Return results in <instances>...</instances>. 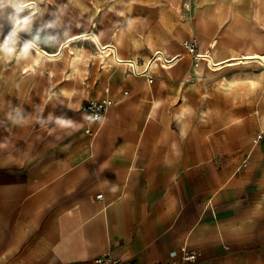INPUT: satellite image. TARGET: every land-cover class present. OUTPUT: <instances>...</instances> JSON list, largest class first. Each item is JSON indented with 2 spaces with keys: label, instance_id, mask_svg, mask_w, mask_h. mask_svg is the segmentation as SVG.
Segmentation results:
<instances>
[{
  "label": "crops",
  "instance_id": "crops-1",
  "mask_svg": "<svg viewBox=\"0 0 264 264\" xmlns=\"http://www.w3.org/2000/svg\"><path fill=\"white\" fill-rule=\"evenodd\" d=\"M56 2L67 5L69 37L95 30L126 58L146 60L157 49L184 55L191 38L202 52L213 45L203 49L201 39H218L221 57L264 50V0H44V21ZM69 37L37 44L52 53ZM71 45L97 50L89 38ZM19 49L0 52V264H95L107 253L121 264H264L262 92L250 91L262 95L250 114L256 127L228 143L222 135L239 134L230 125L240 118L216 125L200 106L208 99L202 83L224 73L195 78L193 57L154 67L150 83L121 66L104 69L98 58L73 72L48 58L39 74L36 51L21 57ZM106 87L116 101L90 135L83 105ZM242 93L230 95L234 110L258 95ZM17 108L22 126L7 117ZM184 252L196 259L182 261Z\"/></svg>",
  "mask_w": 264,
  "mask_h": 264
},
{
  "label": "bare ground",
  "instance_id": "bare-ground-1",
  "mask_svg": "<svg viewBox=\"0 0 264 264\" xmlns=\"http://www.w3.org/2000/svg\"><path fill=\"white\" fill-rule=\"evenodd\" d=\"M37 2H38V7L42 10V6H41L40 1L37 0ZM56 3L58 5H61L59 2H56ZM123 29H124V27H123ZM114 32H116V31H114ZM119 32H121V30ZM121 34H122V32H121ZM121 34H120V36L123 37V35H121ZM21 36L24 39L28 38L25 34H21ZM99 36L100 35H98V33H96L95 30L74 35L72 37H69V39H67L56 52H52V53L48 52L46 49L41 47L39 44H37L38 43L37 42L36 46L32 48L37 53V63L36 64L39 65L40 68H43L44 66L47 65L48 58H50L51 61L54 63L62 62L64 69L71 68V71L73 72V71L79 69L80 63L82 61H85V59H90V60H92V59L94 60L96 58L100 59L101 63L105 67L104 69H110L114 65L120 66V64L128 63V59H130L131 63L134 65L135 69L139 68V64L136 62V57H133V58L132 57L131 58L124 57L120 53L119 48H118L116 43L104 44L102 42V41H104V39L101 41ZM87 38L91 39V41H94V43L96 44V46H97L96 52L91 51L90 49H86L85 47L78 50L73 45H71L72 42H77L81 39H87ZM200 43H201V47L203 49L206 48L207 44L212 43L213 49L211 51H207L205 61H200L197 64L196 63L193 64V73H194L195 78L200 79V78H204L206 75L207 76L208 75H215L219 71L226 69V68L229 69L232 67H234V68L252 67L250 71H246L244 73L234 72L230 76H226V77L219 79L217 81V88L219 91L226 93V94L234 95L235 97H237L239 94H241L244 91H248V92L251 91L252 92V91L258 90L260 92H263V97H264V52H261V51L239 52V53H233L229 56L224 55L223 57H221L219 55V52H218V51H220L219 46H218V44H219L218 40L212 39L209 41L206 38V39H201ZM94 49H95V47H94ZM167 50L165 49L163 51H167ZM21 53H22L21 56H24L27 52L21 51ZM70 53H72V55ZM182 59H184L183 54H181V58L175 64H173L171 66H166L164 64L156 65L155 63L152 64V62H150V57L146 58L145 63H146V65L152 64L154 67H157L159 69L160 68L172 69ZM253 59H256V60H253ZM190 60H191V58H190ZM121 67H123V66H121ZM55 73H56L55 70L52 69V70H50L48 75L53 78L55 76ZM67 78H69V77H67ZM192 84H193V82H192ZM51 88H53V85L52 84L48 85L47 92ZM58 88H61V87H58ZM66 90H68V89H66ZM80 92L86 93L83 90H78V89L76 90V93H80ZM62 93H63V90H62ZM70 109H74L73 104L70 106ZM259 114H260L261 124H264V116L263 117L261 116L260 111H259ZM177 116L179 119H181L183 117V112H177Z\"/></svg>",
  "mask_w": 264,
  "mask_h": 264
},
{
  "label": "clouds",
  "instance_id": "clouds-1",
  "mask_svg": "<svg viewBox=\"0 0 264 264\" xmlns=\"http://www.w3.org/2000/svg\"><path fill=\"white\" fill-rule=\"evenodd\" d=\"M67 5H59L57 10L49 12L52 19L44 21V12L38 7L37 0H0V52L11 57L20 47L21 51L27 52L36 46V43L43 39L44 43L54 44L59 42L61 36L67 38L71 33V24L64 20V12ZM10 28L5 35V27ZM46 29L60 30L57 34L46 33ZM25 34L28 38H22ZM21 109H15L16 115L7 113L8 119L13 125H24L27 119L20 115ZM85 119L89 121H100L102 117L98 114L87 115ZM50 122L61 128L73 127V121L64 116L48 117ZM39 122V121H38Z\"/></svg>",
  "mask_w": 264,
  "mask_h": 264
},
{
  "label": "rangeland",
  "instance_id": "rangeland-1",
  "mask_svg": "<svg viewBox=\"0 0 264 264\" xmlns=\"http://www.w3.org/2000/svg\"><path fill=\"white\" fill-rule=\"evenodd\" d=\"M39 1L41 3L42 11H43L42 3H43L44 0H39ZM219 8L220 7H217V9H219ZM5 30H7V28H5ZM7 32L5 33V35L7 34ZM216 40H218V39H216ZM218 42H219V40H218ZM218 46H220V43L218 44ZM19 50H20L19 51V56H21V49H19ZM249 51H261V52H264V50H258V49H253V50H249ZM239 52H244V51L240 50V49H237V48H232V53L231 54L239 53ZM183 56H184L185 59H188L189 61H191L190 60V58L192 57L191 54L186 52L185 50H184V55ZM36 66H37V68L39 70V74H40L41 73L40 72L41 71L40 70V66L37 65V64H36ZM102 66H103V68H105L103 64H102ZM43 68H45V67H43ZM123 68H125V67H123ZM233 68L234 67L229 68V69H233ZM225 70H227V68L219 71L216 74L220 75V74L224 73V75H221V77H220V78H223V77H226V76H230L231 73H234L236 71V70H227V71H225ZM238 70L241 71L242 69H238ZM226 72H228V73H226ZM220 78L219 77L209 78L205 82L202 83L203 89H201V92L204 93V94H207L208 95V97H207L208 99L204 103L200 102V106H201V108H204V109L206 107H210L211 108L212 117H214V116L217 117V120L215 122H213L216 125L224 123V125L229 126V121L231 119L230 118L231 116H235L236 115V116H238L240 118V120L236 124L230 125V126L239 127V129H238L240 131L239 134L236 135L235 133L231 132L232 130H230L228 128V132L225 135L224 134L222 135V136H226L227 141L229 143L231 141H234L235 137L245 136L247 131H250L252 127L253 128L256 127V125H257V121L255 119L256 114H253L251 116H250V114L261 108L263 92H262V95H261L258 92L251 93L250 91L249 92L245 91V93H242L244 97H245V95H247V93L248 94H250V93L251 94L258 93V95H257L256 98H253L252 100H247V97L244 98L243 100L240 99V101L238 102V108L239 109L234 110V108L232 107L234 103L232 102V98H231L230 94L223 93V92L219 91L218 88H217V81ZM190 83L192 84V82H190ZM198 91H200V90H198ZM233 97H234L235 100L237 99L234 95H233ZM36 104H37V102H36ZM259 111L261 113V116L263 117L264 116V106L262 107V110H259ZM259 111H257V113L259 115V120H260ZM218 117H220L219 119L221 121L218 119ZM233 119H232V121H236L238 118H235L234 120ZM218 120H219V122H218ZM211 123H212V121H211ZM260 123H261V121H260Z\"/></svg>",
  "mask_w": 264,
  "mask_h": 264
},
{
  "label": "built area",
  "instance_id": "built-area-1",
  "mask_svg": "<svg viewBox=\"0 0 264 264\" xmlns=\"http://www.w3.org/2000/svg\"><path fill=\"white\" fill-rule=\"evenodd\" d=\"M183 46L186 50L192 55L194 59V63H198L200 61L206 60V53L199 50L198 40L196 38H191L183 41ZM181 58L180 53L176 54H169L162 49H157L153 51L150 55V62L158 64H164L166 66H171L175 64ZM256 60V59H253ZM136 62L139 64V68L135 69L134 65L131 63L130 59H128V63L120 64V66L125 67L126 71L130 74H133L137 77H144L150 83L153 82V69L154 66L146 65L145 60L140 58H136ZM109 87L105 88V95L100 99H89L84 105L83 110L86 112L87 115H100L101 117L104 116L107 109L114 104L116 101L109 95ZM127 94V91L124 92ZM88 121V128L87 131L91 135L93 133V129L91 126L98 123L99 121ZM261 137V135H260ZM98 199L103 198V194H99L97 196ZM172 256L175 258L176 253H172ZM196 259V255L194 253L184 252L182 256V261H194ZM95 264H121V260L113 257L111 254H104L100 255L95 259Z\"/></svg>",
  "mask_w": 264,
  "mask_h": 264
}]
</instances>
